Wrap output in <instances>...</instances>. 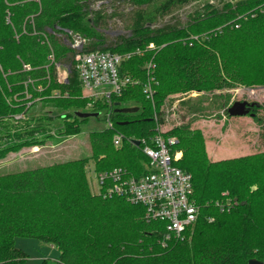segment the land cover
<instances>
[{"label": "trees", "instance_id": "obj_1", "mask_svg": "<svg viewBox=\"0 0 264 264\" xmlns=\"http://www.w3.org/2000/svg\"><path fill=\"white\" fill-rule=\"evenodd\" d=\"M91 1L0 0L1 131H5L7 120L28 123L31 106L21 100L10 101L6 93L12 89L13 97L24 89L14 83L31 80L36 81L30 82L33 99L46 98L62 114L63 122L57 127L60 134H79L80 125L87 121L75 116L87 106L77 74L73 71L68 83L58 85L55 64L48 61L51 52L42 44L44 37L34 35L46 34L56 26L91 39V49L134 54L122 63L121 73L139 84L129 86L115 103L138 107L139 112L125 115L114 110L112 117L115 130L126 137L149 141L156 128L154 112H159L172 94H212L237 85L264 83V0H231L222 5L205 0L204 7L195 10L191 21L181 28L154 25L174 9L198 0H130L137 6L131 35L113 46L100 32L106 17L87 16ZM55 39L51 37L61 52L58 60L70 64L72 53ZM151 44L156 49H148ZM139 49L142 56L135 54ZM150 61L156 65L153 101L143 92L145 65ZM24 65L32 70L25 71ZM47 77L52 78L51 83L40 92V80ZM56 89L61 97L54 96ZM215 99L224 102L214 101L209 104L213 108L222 109L230 102L228 94ZM195 101L198 104L194 105ZM206 102V97L182 100L181 108L196 115L168 133L178 138L176 149L183 152L178 166L192 176L193 200L199 210L196 222L180 239L172 237L164 247L166 223L147 220L142 206L125 199H103L91 193L85 174L88 160H74L0 176V264L27 262L28 255L16 246L18 239L53 246L60 253V264H249L251 260L264 264V153L211 163L202 132L191 128L198 117H206L199 114ZM70 109L76 111L71 113ZM253 114L254 121L262 124L257 111ZM159 116L163 124V113ZM36 133L35 128L20 133L15 140ZM113 135L106 129L90 133V160L96 169L103 172L120 167L141 176L143 164L148 162L142 147L125 142L121 149H115ZM8 137V133L0 134V146ZM25 142L0 148V160L37 144L35 139ZM220 205L226 209L221 211Z\"/></svg>", "mask_w": 264, "mask_h": 264}, {"label": "built area", "instance_id": "obj_2", "mask_svg": "<svg viewBox=\"0 0 264 264\" xmlns=\"http://www.w3.org/2000/svg\"><path fill=\"white\" fill-rule=\"evenodd\" d=\"M133 8L137 10V6L130 0H93L87 8V16L89 19L97 15L105 16L106 21L100 26V32L103 35L121 38V41L122 38L131 35L126 30L121 17H128L127 14ZM34 35L44 37L42 44L48 43L45 33L35 32ZM62 42L72 53L71 63L67 65L56 62L54 53L50 54L48 60L55 63L59 82L66 84L67 80L69 81V74L71 75L73 71L77 74L82 89L81 98L87 100L85 111L79 112L98 113L99 117L104 112L105 129L114 132L113 146L115 149H121L125 142L131 143L135 147H142L141 152L148 161L143 164L144 173L141 176L125 168L117 167L102 172L98 171L95 165H90L87 170L96 186L94 192L103 199L118 197L125 199L129 204L142 206L145 209L147 220L166 223L162 242V245L166 247L172 237L177 239L182 237L187 228L196 222L199 213L193 200L192 176L178 166L180 152L176 149L177 140L167 135L166 125H168L169 112H166V109L174 114L176 106L169 108L164 104L159 112H154L156 128L149 141L146 138L138 140L126 137L115 130L112 117L114 110L122 108L116 105L117 98L121 97L129 86L139 84V81L132 80L121 73L122 63L134 54H118L100 48L91 49V39L79 32L67 29H64ZM148 49L154 50L156 46L151 44ZM143 53L140 49L135 52L139 56ZM155 69L156 65L153 61L146 63L147 82L143 86V92L151 101L156 93L153 88L157 85L154 77ZM24 70L31 71L32 68L30 65H24ZM30 82L33 80L29 81V84ZM54 96L61 97L60 91H55ZM180 103L179 100L177 106ZM160 113H163L162 118L165 119L163 124L159 122ZM135 142H139V146H136ZM230 207L231 204L228 202L227 208ZM220 208L221 211L226 209L223 205H220Z\"/></svg>", "mask_w": 264, "mask_h": 264}, {"label": "rangeland", "instance_id": "obj_3", "mask_svg": "<svg viewBox=\"0 0 264 264\" xmlns=\"http://www.w3.org/2000/svg\"><path fill=\"white\" fill-rule=\"evenodd\" d=\"M23 1L24 0H22V2ZM210 1H212L211 3L222 5L223 2H229L231 0H209V2ZM204 4L205 0H198L197 2L187 5L184 8L174 9L165 17L158 19L155 22L154 26L157 25L158 28H161L163 26L177 28L184 27L188 22L191 21V17H193V13L195 12V10L199 9L200 7H204ZM135 13V9L133 8L131 12L127 14L128 17H121L126 30L129 31V33H131V29L133 28H130V25L133 21ZM63 34L64 28L60 26L50 28L46 33V37L48 38V43L46 45L49 48V52L58 55V57L55 56L56 62H60V60L58 59L61 52L57 51L58 47L51 41V37H55L56 42L61 46H64V43L62 42ZM105 38L106 42L109 43L110 46L115 45V43L119 42L121 39L118 37V39L110 37L109 35H105ZM68 77L70 79L71 75L69 74ZM43 78L42 80H40L41 82L38 81L40 82L38 86L40 92L43 91L46 83L48 87L52 80L51 77H47L45 79ZM35 82L33 81V83ZM56 82L58 85L64 84L63 82H59L58 77H56ZM20 84H22V86L24 87L23 91H17L18 93L14 94V96L12 97L11 95L14 92L11 89L8 90L6 95L8 94V99H10V101H23L25 104L31 106L27 115L29 117V121L28 123H16L13 120H7L5 123V131L0 130V134L2 132H4L5 135L6 133H8L10 134V137H8V139L5 141V144L1 145L0 148L2 149L5 146L8 147L11 145H19L20 143L30 141L31 139H35V141H37V144L40 141H44V143L43 145L36 144L34 146H24L20 150L10 153L3 160H0V176H8L27 171L44 169L49 166L74 160H88L85 166V174H87L86 178L91 189V193H95L92 192V190H96V186L95 184H93L87 170L90 165L95 164V162L90 160L92 158V154L89 144V136L91 132L105 130V113L102 112L100 117L90 118L87 119L86 122H83L80 125L81 132L79 134L65 137L63 136L64 134H60L61 131L59 132L57 128L58 124L63 122V120L60 119L62 114L57 113V111L52 107L53 105L46 102V98L40 97L33 99V92L35 91L34 88L28 83V81L24 84L22 82L14 83L15 87L20 86ZM226 94L230 96L229 105H227L226 107L218 109L213 108L209 105L214 101L216 103L222 104L224 102L223 99L215 98L218 95ZM49 97L51 98L52 95ZM188 97H192L195 99H198L200 97L207 98L208 102L203 104L202 108L200 107V109L203 110L199 112V114L203 113L206 117H198L197 120L191 124V128L194 130H200L202 132L205 143L206 157L211 163H219L264 153V83H254V85L252 86L237 85L233 89L218 91L212 94L193 92L187 94L176 93L170 95V97L166 99L165 104L169 106V108H173L174 106H176V112L172 114L170 110L166 109V112H169L168 125H166L168 133H171L173 129L181 126L182 124L190 122L191 119H193V116L196 115L194 114L192 116L187 114L185 109L181 108L180 104L179 106H177L179 100L182 101L187 99ZM244 101L248 102L249 104H255L254 107H256L258 110L257 117L262 119V124H258L254 121V118H251L249 116L230 117L228 115V109L235 102ZM193 103L194 105L198 104V102L196 101ZM125 107V105H122V108ZM132 107L133 106L127 108ZM75 111L76 110L74 109H70L71 113ZM18 117L23 118V116ZM45 119H49L50 121H47ZM3 127L4 123H0V129H4ZM35 128L38 130V134L36 133L31 137L22 138L20 139V141L15 140L20 133L26 134L28 131H34ZM43 129L47 130V132L44 133ZM173 137L176 138L178 145V138L175 136ZM179 152V162H181L183 159V152L181 150H179ZM16 246L19 249L25 251L31 257L30 261L26 264H38L34 261V259L37 258L41 252L58 251L51 245L44 244L40 241L32 239H18L16 241ZM51 264H53V261H51Z\"/></svg>", "mask_w": 264, "mask_h": 264}, {"label": "water", "instance_id": "obj_4", "mask_svg": "<svg viewBox=\"0 0 264 264\" xmlns=\"http://www.w3.org/2000/svg\"><path fill=\"white\" fill-rule=\"evenodd\" d=\"M120 106V105H118ZM255 104H249L248 102H235L229 109L228 115L230 117H247L250 115L251 118L254 117V114L250 113L251 108H253ZM139 112V108L132 107V108H119L115 111L117 114H125V115H132ZM75 116L79 119H90V118H98V113H88V112H75ZM128 123H122L121 126L127 125ZM136 146H139V142H135ZM249 264H262L257 260L249 261Z\"/></svg>", "mask_w": 264, "mask_h": 264}, {"label": "crops", "instance_id": "obj_5", "mask_svg": "<svg viewBox=\"0 0 264 264\" xmlns=\"http://www.w3.org/2000/svg\"><path fill=\"white\" fill-rule=\"evenodd\" d=\"M23 252H25V251H23ZM59 256H60L59 251H47V252L45 251V252H41L39 254V256L34 259V261L37 262L38 264H51V261H53V264H60L59 263ZM30 259H31V257L28 255V260L24 264L28 263L30 261Z\"/></svg>", "mask_w": 264, "mask_h": 264}, {"label": "flooded vegetation", "instance_id": "obj_6", "mask_svg": "<svg viewBox=\"0 0 264 264\" xmlns=\"http://www.w3.org/2000/svg\"><path fill=\"white\" fill-rule=\"evenodd\" d=\"M256 111H258V110L256 107H254V108H251L250 113L252 114V113H255ZM249 117H250V115H249Z\"/></svg>", "mask_w": 264, "mask_h": 264}, {"label": "bare ground", "instance_id": "obj_7", "mask_svg": "<svg viewBox=\"0 0 264 264\" xmlns=\"http://www.w3.org/2000/svg\"><path fill=\"white\" fill-rule=\"evenodd\" d=\"M68 30V29H67Z\"/></svg>", "mask_w": 264, "mask_h": 264}]
</instances>
